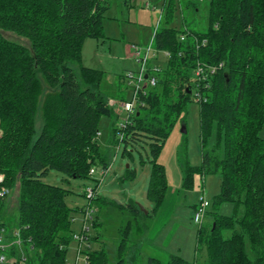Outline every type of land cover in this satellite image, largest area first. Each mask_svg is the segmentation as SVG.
Returning a JSON list of instances; mask_svg holds the SVG:
<instances>
[{
    "label": "trees",
    "instance_id": "1",
    "mask_svg": "<svg viewBox=\"0 0 264 264\" xmlns=\"http://www.w3.org/2000/svg\"><path fill=\"white\" fill-rule=\"evenodd\" d=\"M208 3L205 32L155 30L154 50L169 57L156 86L139 94L125 126L113 127L112 141L123 145L125 157L137 151L139 163L151 165L147 198L156 211L168 187L158 157L199 91L206 151L198 167L185 169L183 186L190 189L196 173L218 174L220 192L210 206L231 205L232 213L214 212L213 223L198 228L197 249L205 250L203 264H264V0ZM107 8L108 0H0V188L11 191L0 198V226L6 228L3 212L16 192L23 255L15 264L67 263L75 210L66 203L69 190L45 183L49 173L88 179L90 169L108 167L98 143L101 118L113 116L100 93L104 73L81 63L83 42L103 39ZM173 9L167 0V25ZM1 32L26 39L29 47ZM197 66L216 72L198 83ZM38 110L42 127L35 139ZM128 210L143 214L133 204ZM18 250L11 256L18 257ZM86 256L85 264H108L103 249L87 247ZM148 264L188 263L171 256L167 263L150 258Z\"/></svg>",
    "mask_w": 264,
    "mask_h": 264
},
{
    "label": "rangeland",
    "instance_id": "2",
    "mask_svg": "<svg viewBox=\"0 0 264 264\" xmlns=\"http://www.w3.org/2000/svg\"><path fill=\"white\" fill-rule=\"evenodd\" d=\"M166 2L167 0H108L103 19V39L88 38L83 42L81 63L87 68L104 73L100 93L113 110L112 117L101 118L98 137L109 169L101 176L98 168L88 179H71L52 171L44 180L49 185L71 192L66 203L75 210L73 234L82 232L84 214L81 209L89 205L91 207L90 217L85 225L88 228V243L82 244L83 251L78 264H84L88 244L91 250L103 249L108 256V264H148L150 258L167 263L171 256L181 257L188 264L204 263L205 250L202 247L197 249L199 226L194 223L193 215L200 197L211 203L213 197L220 192V176L196 173L193 175L191 188L183 186L185 169L198 167L206 151L200 140L198 102L194 100L187 105L186 113L176 122L158 157L157 161L164 166L168 187L163 202L156 211H153L154 206L147 198L151 165L148 162L140 164L137 151L132 152V159L125 157L123 145L112 141L113 127L127 117L120 110L119 101H130L135 87L125 75L138 73L140 70L139 63L131 57L129 46L151 45L158 28L173 27L178 31L188 28L197 32H205L207 29L208 0H173L174 9L168 25L165 20ZM193 5L196 6L195 11ZM1 34L10 41L29 47L28 41L16 34ZM156 58L159 61L163 59V52H157ZM150 63L157 64L153 61ZM70 67L78 71L76 64L71 63ZM41 127V114L38 110L35 117V139ZM182 127L185 132H182ZM141 153L146 158L145 152L141 150ZM87 188H96L91 201L84 195ZM10 200L2 219L8 230H14L17 219L16 192L11 195ZM130 204L135 205L144 215L134 217L128 210ZM214 212L231 215L232 206L226 204L218 209L208 207L201 225L203 228L207 229L213 223ZM94 221L97 225H94ZM95 237L98 240H94ZM122 244L124 246L120 250ZM77 248L78 242L72 239L67 253L68 264H75ZM18 252V257L8 254L6 263L15 264L19 256L23 255L22 249Z\"/></svg>",
    "mask_w": 264,
    "mask_h": 264
},
{
    "label": "built area",
    "instance_id": "3",
    "mask_svg": "<svg viewBox=\"0 0 264 264\" xmlns=\"http://www.w3.org/2000/svg\"><path fill=\"white\" fill-rule=\"evenodd\" d=\"M204 1V0H199ZM131 52L134 60L139 63L140 70L138 73H129L128 75H125V78L130 79L134 84V91L133 96L130 101H119L120 103V110L127 114V117L124 120H121L118 124L119 128H123L128 120V117L132 115L135 112L137 100L139 94L142 92L144 94V91L147 88H154L157 84V74L160 72V66L157 64H151L150 62L157 57V51L152 48L151 45L146 47H139L136 45L131 46ZM164 57L168 58L169 53L163 52ZM216 72V67H204V66H197L195 72H194V80L198 81V83L202 82L206 79L209 75H214ZM146 84V88L144 89L143 86ZM199 84H197L198 87ZM195 100L197 102H201L205 100L199 91L195 92ZM114 104V102H112ZM109 105V103H108ZM110 106V105H109ZM111 107V106H110ZM99 137V134H98ZM117 139L120 141L122 140L121 134L118 133ZM109 167L103 168L99 170V174L101 176H104L106 172L108 171ZM96 169L92 168L89 171V176L92 177L96 173ZM4 177L0 174V185L3 183ZM100 182V181H99ZM96 189H89L87 188L85 191V196L87 200L91 201L94 199ZM11 191L7 189L6 187L0 188V198H5L6 196H10ZM210 207V202L206 200L203 197H200L198 199V203L196 205V208L194 210L193 215V221L195 224H197L199 227L203 224V220L205 218V215L207 213V209ZM90 210L91 207L85 208L83 211L84 214V223L82 232L80 234H73L72 239L78 242V248L76 250V260L75 264H78V258L80 254H82V244L84 242L88 243V237L86 236V233L88 232V228L85 227L86 221L88 217H90ZM22 247V241L20 238V233L18 229L14 230H8L5 227L0 226V264H7L6 259L7 255L12 252V250L15 249H21ZM90 247L89 244L86 246ZM19 252L17 251V256ZM86 252L84 257V264L86 263ZM68 264V263H66Z\"/></svg>",
    "mask_w": 264,
    "mask_h": 264
},
{
    "label": "crops",
    "instance_id": "4",
    "mask_svg": "<svg viewBox=\"0 0 264 264\" xmlns=\"http://www.w3.org/2000/svg\"><path fill=\"white\" fill-rule=\"evenodd\" d=\"M125 3V2H124ZM153 38V37H152ZM153 41V40H152ZM131 46L132 45H130L129 46V50H130V53H131V57L133 58V56H132V52H131ZM151 46H152V48H153V44L151 43ZM165 58L166 57H164L163 59H161L160 61L158 60L159 58H155V59H153L152 61H153V63H157V64H160V65H162L163 63H164V61H165ZM134 59V58H133ZM111 139V138H110ZM22 249V248H21Z\"/></svg>",
    "mask_w": 264,
    "mask_h": 264
},
{
    "label": "water",
    "instance_id": "5",
    "mask_svg": "<svg viewBox=\"0 0 264 264\" xmlns=\"http://www.w3.org/2000/svg\"><path fill=\"white\" fill-rule=\"evenodd\" d=\"M143 88H144V89L146 88V84H144ZM188 92L190 93V91H188ZM182 132H185V128H184V127H182ZM145 214H147V213L145 212ZM213 227H214V226H213Z\"/></svg>",
    "mask_w": 264,
    "mask_h": 264
},
{
    "label": "bare ground",
    "instance_id": "6",
    "mask_svg": "<svg viewBox=\"0 0 264 264\" xmlns=\"http://www.w3.org/2000/svg\"><path fill=\"white\" fill-rule=\"evenodd\" d=\"M2 199H4V198H2Z\"/></svg>",
    "mask_w": 264,
    "mask_h": 264
}]
</instances>
